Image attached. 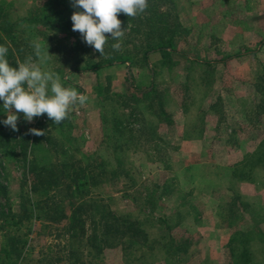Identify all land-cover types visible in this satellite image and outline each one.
<instances>
[{
	"label": "rangeland",
	"instance_id": "obj_1",
	"mask_svg": "<svg viewBox=\"0 0 264 264\" xmlns=\"http://www.w3.org/2000/svg\"><path fill=\"white\" fill-rule=\"evenodd\" d=\"M44 1L0 0V21L15 22L14 40L0 31L6 59L16 67L31 57L87 100L60 124L41 115L17 120V128L45 123L42 144L49 150L35 152L39 164L104 165L116 175L90 184L83 198L74 185L62 187L57 206H43L31 223L1 224L17 243L30 230L21 264H229L233 242L249 250L248 264H264V0H156L176 27L173 50L150 52L145 60L140 36L127 35V27L118 52L130 61L96 72L71 70L83 65L72 62L75 50L99 61L93 47L83 54L64 33L19 21ZM105 35L104 55L117 42ZM1 159L6 195L17 211L31 178L23 181L17 160ZM28 195L46 196L43 190ZM96 203L99 211L135 222L141 235L114 241L105 235L98 252L90 239ZM15 255L1 254L0 264Z\"/></svg>",
	"mask_w": 264,
	"mask_h": 264
},
{
	"label": "trees",
	"instance_id": "obj_2",
	"mask_svg": "<svg viewBox=\"0 0 264 264\" xmlns=\"http://www.w3.org/2000/svg\"><path fill=\"white\" fill-rule=\"evenodd\" d=\"M148 7L145 12L135 18L127 17L123 13H118L117 18L121 21V28L126 29L128 27L127 35H139L141 46L143 49V58L148 59L150 52H159L162 55H167L171 52L172 41L175 35V26H171L166 21V12L162 11L156 0H147ZM75 11H83V9L73 7L71 0H47L40 3L29 14L28 18H20L19 21L38 24L42 27V31L51 29L54 33H64L65 39H74V45H78L80 48L90 50L92 46L87 45L78 31L72 30L71 15ZM15 22L0 21V31L6 34L9 41L14 40V37L10 35L9 28L14 25ZM45 34V32H43ZM55 33V34H56ZM77 57L72 59L75 64L82 62L80 67H72V71L83 72H96L97 70L110 66L116 63H127L130 58L126 55L114 51L111 49L105 55L101 56L99 61L94 60L92 55L82 56L81 49ZM73 51V52H75ZM90 52V51H89ZM239 53L235 54L238 55ZM233 56H225L220 61H227ZM72 64V63H71ZM134 93H142L140 89L133 88ZM47 117L46 114H43ZM51 120V119H50ZM18 121L25 122L23 115L18 117ZM45 123L38 122L34 128L43 130ZM48 142V138L45 135L37 136L30 131H18L11 130L10 127L0 125V255L4 254L5 259H9L13 253L16 258L14 260L7 261L4 264H21L26 255L29 254L27 244L30 240V230L24 232L18 237V243L15 242L13 236L8 235L1 228V226H20L25 220L28 223L32 222V217L37 212L43 210V206H49L55 203V198L62 187H68L74 185L77 189V196L83 198L87 195V187L100 183L106 175H116V170L113 168L107 171L104 165H96L95 167H82L75 165L74 162L53 161L50 164L37 163L35 158V152L37 150H45L42 141ZM47 151L49 149H46ZM45 150V151H46ZM31 155L33 156L31 158ZM1 158H10L20 162L24 168L23 181L26 182L31 178L29 192H35L38 190L45 191V198L43 200L36 201L33 195H28V191L19 194V207L17 211H12L10 208L9 199L6 195L7 185L4 184V175H2L3 165ZM259 159V157H258ZM23 182V183H24ZM97 204V203H96ZM57 205H55L56 207ZM78 206V205H77ZM97 206V207H96ZM98 204L95 205L98 217L93 221V233L90 237L91 241H95V248L98 252L101 250L99 243L104 241L105 235H109L112 241L123 240L124 237L129 235L139 236L141 235L139 228L134 226L135 222H131L124 216L118 215L112 212H103L98 210ZM73 209V203L70 206ZM78 208H82L78 206ZM6 209L8 211H6ZM70 209V210H71ZM70 217V222L74 223L77 219L75 212ZM78 221V220H77ZM129 221L131 223H129ZM2 224V225H1ZM101 231L99 232V228ZM73 228V226H72ZM68 230L70 229L67 228ZM75 235V234H74ZM73 234L71 236H74ZM130 238V239H131ZM236 241V240H235ZM238 246V247H237ZM169 248V247H168ZM229 251L232 256L235 257V263L229 264H248L251 261L249 250L246 246L233 244L230 246ZM74 264V263H72Z\"/></svg>",
	"mask_w": 264,
	"mask_h": 264
},
{
	"label": "clouds",
	"instance_id": "obj_3",
	"mask_svg": "<svg viewBox=\"0 0 264 264\" xmlns=\"http://www.w3.org/2000/svg\"><path fill=\"white\" fill-rule=\"evenodd\" d=\"M71 4L83 9L72 13V30L78 31L83 41L99 52L100 56L104 55V46L109 39L106 33L117 41L111 45L112 49H121L120 41L125 29L122 30L117 14L135 18L148 7L147 0H71ZM7 54L8 48L0 45V101L6 113V119L0 123L13 131H18L19 113L28 122L46 114L54 124H60L68 118L73 106L86 102V96L63 87L55 73L42 71L31 57L12 67L6 59ZM29 131L37 136L45 135L43 130L33 128Z\"/></svg>",
	"mask_w": 264,
	"mask_h": 264
}]
</instances>
